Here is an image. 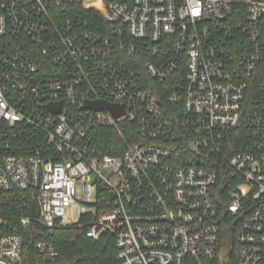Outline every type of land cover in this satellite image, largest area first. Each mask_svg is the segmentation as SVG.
<instances>
[{
	"label": "built area",
	"instance_id": "built-area-1",
	"mask_svg": "<svg viewBox=\"0 0 264 264\" xmlns=\"http://www.w3.org/2000/svg\"><path fill=\"white\" fill-rule=\"evenodd\" d=\"M77 1L0 0V264L32 223L47 264L61 226L113 264H264V0Z\"/></svg>",
	"mask_w": 264,
	"mask_h": 264
},
{
	"label": "trees",
	"instance_id": "trees-1",
	"mask_svg": "<svg viewBox=\"0 0 264 264\" xmlns=\"http://www.w3.org/2000/svg\"><path fill=\"white\" fill-rule=\"evenodd\" d=\"M78 7L77 0H71L69 6ZM131 128V127H130ZM131 132L123 130L118 133L116 129H101L99 132V150L102 154H120L129 141ZM25 198L18 203L19 216L34 217L37 214L36 201L29 191L24 192ZM39 225L31 224L27 228H21L23 236L22 264H47L35 248L36 238L33 229ZM50 240L59 250V257L54 264H113L114 240L109 234H103L99 238L86 236L85 229L75 226H61L53 229ZM233 263V256L230 253Z\"/></svg>",
	"mask_w": 264,
	"mask_h": 264
},
{
	"label": "water",
	"instance_id": "water-1",
	"mask_svg": "<svg viewBox=\"0 0 264 264\" xmlns=\"http://www.w3.org/2000/svg\"><path fill=\"white\" fill-rule=\"evenodd\" d=\"M83 108H89L93 110L107 109L114 115V117H119L123 114L122 106L108 103L102 100H86L84 102ZM220 264H232L231 260L227 257V254L225 252L220 255Z\"/></svg>",
	"mask_w": 264,
	"mask_h": 264
}]
</instances>
